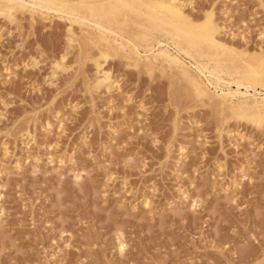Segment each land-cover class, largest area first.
I'll use <instances>...</instances> for the list:
<instances>
[{"label": "rangeland", "instance_id": "rangeland-1", "mask_svg": "<svg viewBox=\"0 0 264 264\" xmlns=\"http://www.w3.org/2000/svg\"><path fill=\"white\" fill-rule=\"evenodd\" d=\"M131 1L72 6L139 44L175 34L204 64L260 70L264 0ZM0 10V264H264V111L233 113L150 53L108 54L85 26Z\"/></svg>", "mask_w": 264, "mask_h": 264}, {"label": "bare ground", "instance_id": "bare-ground-1", "mask_svg": "<svg viewBox=\"0 0 264 264\" xmlns=\"http://www.w3.org/2000/svg\"><path fill=\"white\" fill-rule=\"evenodd\" d=\"M105 0H0V9L4 8L8 11L9 16L15 17V14L12 12H16L19 10L23 11H29L31 13H39L43 15H48L51 17H56L60 19H65V21H70L71 24H78L79 26H85L92 31L96 32L100 36H102V41H105L107 43V49L108 54L118 56L121 55V53H124L123 56L128 57L131 53L136 55L141 54V52H144L145 57L144 59H149V53L152 56L157 57L158 59H161L162 61H165L170 64H175L176 66H179L183 68L182 70L185 71V75L187 77H190V72L194 73L196 77H205L210 84V86H213L215 91H212V97H215L216 99H219L221 101V104L229 106L231 111L233 113H237L238 110L241 109H253L258 111H264V97H257L261 93H257V87L261 88L264 91V57H259L251 60L247 64V68L249 69H255L260 67V70L254 75L246 72L243 74H238L231 72L230 70L219 66L217 63V59L212 58L210 59L209 63L204 64L200 61H198L187 49H185L182 44L176 39V35L172 34V36L166 38L165 40L158 41L155 44H148V45H142L138 42L134 41L133 38L126 36L125 34L114 30V28H110L107 26L104 22H102L100 19L92 16L83 15L82 13L75 10V8L72 6L74 3H88L93 6L95 2H103ZM131 1V0H130ZM167 1V0H166ZM170 5H175L176 0H168ZM167 1V2H168ZM111 2V1H110ZM132 2V1H131ZM163 2V1H162ZM180 2V1H178ZM120 3V2H119ZM111 4V3H110ZM138 4V3H137ZM143 4V3H142ZM168 4V3H167ZM181 7V4H178ZM184 5V4H183ZM4 6V7H3ZM98 6V4H97ZM108 6V5H107ZM117 6V5H116ZM140 6V4H139ZM177 6V4L175 5ZM99 7V6H98ZM109 7V6H108ZM146 7V6H144ZM143 7V8H144ZM179 7V6H178ZM186 7V5H185ZM100 8V7H99ZM123 8V7H122ZM121 8V9H122ZM127 8V7H126ZM160 8H162V5H160ZM78 9V7H77ZM112 9V8H111ZM118 9V8H117ZM177 9V8H176ZM181 9V8H180ZM89 10V9H88ZM1 11V10H0ZM92 11V10H91ZM110 11V10H109ZM115 11V10H114ZM138 11V10H137ZM184 11V9H183ZM88 12V11H87ZM141 12V11H140ZM24 13V12H23ZM121 13V12H120ZM137 13V12H135ZM149 13V11H148ZM3 14V13H2ZM117 14V13H116ZM169 14L173 16L175 23L178 22L177 19H181V15L178 11H175L173 9H170ZM91 15V14H89ZM101 15V14H100ZM156 15V14H155ZM98 16V15H96ZM105 16V15H103ZM112 16V14L110 15ZM109 16V17H110ZM142 16V14H141ZM166 16V15H165ZM13 17V18H14ZM35 17V16H33ZM140 17V16H139ZM145 17V16H144ZM154 17V16H153ZM156 17V16H155ZM10 18V17H9ZM146 18V17H145ZM152 18V17H151ZM147 19V18H146ZM184 19V18H183ZM61 20V21H62ZM109 20V19H108ZM145 20V19H144ZM185 20V19H184ZM173 22V21H172ZM114 23V22H113ZM118 23V22H117ZM116 23V24H117ZM174 23V24H175ZM188 23V22H187ZM190 24V23H189ZM193 26V25H192ZM176 27V26H175ZM188 27V26H186ZM195 27V25H194ZM221 27V26H220ZM147 28V26L145 27ZM172 28V27H171ZM170 28V29H171ZM189 28V27H188ZM219 28V27H218ZM217 28V29H218ZM222 28V27H221ZM221 28H219V32ZM71 29V28H70ZM149 29V28H148ZM147 29V30H148ZM181 30V29H180ZM222 31V30H221ZM174 32V30H173ZM184 32V31H182ZM192 33V32H191ZM201 33V32H200ZM199 33V34H200ZM208 35V34H207ZM217 35V34H216ZM219 35V34H218ZM96 36V35H95ZM93 36V37H95ZM189 36V35H188ZM212 41L214 40V33L211 34ZM210 36V37H211ZM78 37V36H77ZM216 37V36H215ZM218 38V37H217ZM89 39V38H88ZM146 39V38H145ZM201 39V38H200ZM92 42V38L90 39ZM96 40V39H95ZM100 40V39H99ZM186 40V39H185ZM89 41V40H88ZM94 41V40H93ZM139 41V40H138ZM201 41V40H199ZM218 41V40H217ZM90 42V43H91ZM97 42V40H96ZM143 42V41H141ZM187 42V41H186ZM196 40L194 41L195 44ZM82 43V42H81ZM99 43V41H98ZM97 43V44H98ZM101 43V42H100ZM147 43V42H145ZM183 43V42H182ZM220 43V41H219ZM103 44V43H102ZM222 44V43H221ZM220 44V45H221ZM84 45V44H83ZM101 45V44H100ZM105 45V44H104ZM185 45V44H184ZM191 45V44H190ZM205 45V44H204ZM223 45V44H222ZM222 45L220 48H222ZM207 46V45H206ZM209 46V45H208ZM100 47V46H99ZM102 47V46H101ZM170 47H173V50L175 52H172V49ZM199 47V45H198ZM204 47V46H203ZM210 47V46H209ZM224 47V46H223ZM85 48V45H84ZM106 48V47H105ZM198 50V49H197ZM205 50V49H204ZM207 50V49H206ZM230 50V49H229ZM228 50V51H229ZM86 51V49H85ZM103 51V50H102ZM219 51V50H218ZM217 51V52H218ZM101 52V51H100ZM222 52V51H221ZM208 53V52H207ZM210 53V52H209ZM219 53V52H218ZM226 54V53H225ZM104 55V54H103ZM107 55V54H106ZM209 55V54H208ZM215 55V54H214ZM219 55V54H218ZM113 56V57H114ZM123 56H120L123 58ZM119 57V58H120ZM182 57H185L193 63V65L189 66L186 64L185 60L182 59ZM230 57V56H229ZM121 58V59H122ZM184 58V59H185ZM245 58V57H244ZM128 59V58H127ZM131 59H133L131 57ZM129 58V60L131 61ZM138 60V59H136ZM135 60V61H136ZM242 60V58H241ZM128 61V60H127ZM139 61V60H138ZM247 62V61H246ZM136 63V62H135ZM142 63V62H141ZM148 63V62H147ZM190 63V62H188ZM190 63V64H191ZM58 64V63H57ZM239 64V63H238ZM241 64H243L241 62ZM138 65V64H137ZM149 65V64H148ZM236 66V62H235ZM174 67V66H173ZM178 67V68H179ZM56 68H59V64L56 66ZM148 68V66H146ZM152 68V67H150ZM177 68V67H176ZM179 68V69H181ZM245 68V67H244ZM243 68V69H244ZM153 69V68H152ZM245 70V69H244ZM149 71V70H148ZM183 71V72H184ZM241 71V70H240ZM106 73V71H105ZM107 74V73H106ZM109 75H107L108 77ZM104 77V76H103ZM182 77V76H181ZM196 79V78H195ZM204 79V78H203ZM183 80V79H182ZM185 80V79H184ZM205 80V79H204ZM108 82L107 84H110L112 82ZM188 82V81H186ZM197 82V81H196ZM195 82V83H196ZM102 83V82H101ZM105 82H103L104 84ZM106 84V85H107ZM200 84V83H199ZM204 84V83H203ZM233 85L236 86V89H233ZM201 86V85H200ZM209 86V85H208ZM203 87V86H202ZM196 88V87H195ZM208 88V87H207ZM242 88L246 90V92H242ZM250 89H253L257 94L256 95H250ZM208 90H210L208 88ZM189 91V90H188ZM211 91V90H210ZM205 92V89H204ZM262 92V91H261ZM207 93V91H206ZM200 94V93H199ZM254 94V93H252ZM190 95V94H189ZM202 95V94H201ZM208 95V93H207ZM206 95V96H207ZM199 96V95H198ZM193 97V96H192ZM202 96H200L201 98ZM205 97V95H204ZM203 97V98H204ZM211 97V96H210ZM209 97V98H210ZM202 98V99H203ZM214 98V99H215ZM215 99V100H216ZM214 100V101H215ZM219 101V102H220ZM217 102V101H216ZM219 104V103H218ZM220 104V105H221ZM234 114V115H235ZM239 118V117H238ZM261 121L264 118H260ZM259 121V122H261ZM261 124V123H260ZM79 179V178H78ZM1 197V196H0ZM148 204V202H147ZM120 240V239H119ZM125 249V244L123 242H120V252L122 253ZM123 254V253H122Z\"/></svg>", "mask_w": 264, "mask_h": 264}]
</instances>
